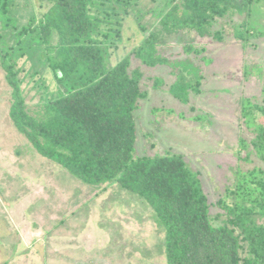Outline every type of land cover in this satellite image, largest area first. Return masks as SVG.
I'll use <instances>...</instances> for the list:
<instances>
[{"label": "trees", "instance_id": "trees-1", "mask_svg": "<svg viewBox=\"0 0 264 264\" xmlns=\"http://www.w3.org/2000/svg\"><path fill=\"white\" fill-rule=\"evenodd\" d=\"M143 1L44 0L47 10L19 26V0H0V66L11 88V121L42 158L100 193L118 183L150 207L165 237L167 264H264V64L247 69L262 91L238 102L250 135L240 137L239 163L215 202L183 156L134 157L137 112L149 93L145 79H153L142 67H168L175 78L169 93L189 104L205 77L191 60L163 55L165 40L185 32L223 43L217 24L239 17L232 37L257 47L264 32L251 19L264 0H153L156 25L149 32L142 26L144 41L112 65L126 18L141 22ZM185 52L212 62L206 47L186 45ZM40 68L51 72L55 90ZM153 81L155 90L163 88L162 79ZM31 93L39 96L35 111L27 103Z\"/></svg>", "mask_w": 264, "mask_h": 264}, {"label": "rangeland", "instance_id": "rangeland-1", "mask_svg": "<svg viewBox=\"0 0 264 264\" xmlns=\"http://www.w3.org/2000/svg\"><path fill=\"white\" fill-rule=\"evenodd\" d=\"M44 4V0H19V26L32 14L41 16L47 10ZM155 6L153 0H144L141 22L134 15L126 18L119 48L111 55L112 65L128 56L154 28L149 12ZM251 20L264 32V8H258ZM242 21L237 17L234 23ZM234 23L217 24L225 32L223 43L185 32L165 40L163 55L191 60L202 69V91L192 95L189 104L169 93L175 78L168 67H142L153 79H145L149 93L137 112L134 157L183 156L200 173L210 202L224 194L239 163L240 137L250 135L249 127L241 125L238 102L259 97L262 91L256 76L247 77L246 72L264 64V41H258L257 47L244 46L232 37ZM186 45L206 47L212 62L187 54ZM132 66L140 63L133 61ZM39 72L50 91L55 90L51 72ZM155 78L164 81L162 89H154ZM27 103L37 110L39 96L27 95ZM10 107L11 88L0 66V264H167L165 237L156 228L154 211L118 183L100 193L98 187L42 158L15 129Z\"/></svg>", "mask_w": 264, "mask_h": 264}]
</instances>
